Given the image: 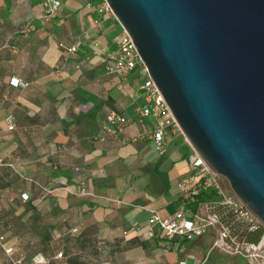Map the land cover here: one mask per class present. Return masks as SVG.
I'll use <instances>...</instances> for the list:
<instances>
[{
    "label": "crops",
    "instance_id": "0c3cea01",
    "mask_svg": "<svg viewBox=\"0 0 264 264\" xmlns=\"http://www.w3.org/2000/svg\"><path fill=\"white\" fill-rule=\"evenodd\" d=\"M101 2L62 0L56 17L41 22L42 0H0V158L46 188L2 167L0 190L18 196L9 215L22 214L24 240L39 263L100 264L105 250L110 260L196 264L207 233L190 240L146 235L153 210L170 216L181 206L179 182L192 173L193 146L176 131L167 150L156 149L148 134L158 115L140 114L144 70L122 76L106 67L124 28L116 15L98 10ZM73 44L75 52L65 48ZM112 109L131 120L111 135L104 125ZM83 186L89 193H79ZM21 192L30 199L21 200ZM147 254L151 260L143 261Z\"/></svg>",
    "mask_w": 264,
    "mask_h": 264
},
{
    "label": "water",
    "instance_id": "95a60500",
    "mask_svg": "<svg viewBox=\"0 0 264 264\" xmlns=\"http://www.w3.org/2000/svg\"><path fill=\"white\" fill-rule=\"evenodd\" d=\"M182 132L264 225V0H107Z\"/></svg>",
    "mask_w": 264,
    "mask_h": 264
},
{
    "label": "built area",
    "instance_id": "2783aa9c",
    "mask_svg": "<svg viewBox=\"0 0 264 264\" xmlns=\"http://www.w3.org/2000/svg\"><path fill=\"white\" fill-rule=\"evenodd\" d=\"M42 2L44 10L39 19L41 22H48L56 17L62 0H42ZM98 10L114 14L107 0H102ZM117 43L118 50L116 54L108 58L106 67L109 71L122 76L128 75L137 67H141L144 70L146 76L140 88L145 94L147 103L141 108L140 114L141 117L152 113L158 115L156 127L148 135L153 140L156 149L163 152L169 146V135L176 131L182 132V129L155 81L150 76L132 36L126 29H123L120 33ZM61 45L64 46L63 43ZM78 47V44H73L65 48L70 52H75ZM1 48L2 46L0 45ZM15 82L16 84H27L18 79ZM130 120L131 118L121 110H110L104 125L105 134H116L117 130H120ZM6 122L8 129L12 130L15 128L11 114L6 116ZM190 163L192 173L183 177L179 182L183 200L181 206L170 216H163L158 211L153 210L148 217L147 237H155L160 233L161 237L168 240L174 237L190 240L203 236L210 230H216L218 238L209 249L210 251H213L216 245H220L225 253L235 255L241 260L251 264H264V230L257 241L248 238L250 232L264 225L235 193L228 194L222 188L220 175L211 169L202 155L194 148ZM2 165H9L19 176L35 181L46 190L45 186H42L39 181L22 173L14 162H5L0 158V167ZM209 188L216 189L221 197L215 200L198 202L197 208L192 209L189 205L197 200V196L201 191ZM79 193L87 194L89 192L83 186ZM20 198L23 201H27L29 200V194L21 192ZM8 199L10 201L15 200L13 196ZM131 229L137 230V226L132 225ZM73 230L76 231L77 229L74 228ZM3 241L4 236L0 234V242ZM12 250V246L6 248L7 252ZM58 255L62 256V252H59ZM209 257L210 254L208 253L196 264H205ZM178 264H188V262L186 259H180Z\"/></svg>",
    "mask_w": 264,
    "mask_h": 264
},
{
    "label": "rangeland",
    "instance_id": "374dc122",
    "mask_svg": "<svg viewBox=\"0 0 264 264\" xmlns=\"http://www.w3.org/2000/svg\"><path fill=\"white\" fill-rule=\"evenodd\" d=\"M6 172L7 171L5 170V173L3 175L4 177L7 176ZM4 177H2V175L0 177V186L2 185V182H6V179ZM13 179L17 185L22 183V181L19 182L20 179L18 180L17 177H13ZM220 183L222 188L228 194L235 193L230 185L228 178H226L224 175H220ZM9 211H11V213L17 211V207L12 203H9V201L0 197V234H3L5 236L4 241L0 242V264H43L39 263L40 259L37 260V254L34 253V249L30 248V246L24 240L25 228L22 221V214H14L13 217H11L9 215ZM12 221L17 222L15 224H11ZM217 238L218 234L216 230H211L207 232L205 238L198 242V250H202L205 255H207L208 253L210 254V257L205 264H251L247 261L241 260L235 255L225 253L220 245H216L213 248V251H210L209 249L214 245V242ZM9 246H12L13 248L11 252L6 251V248ZM25 249L28 250V253H26ZM60 250L62 251L63 248H60ZM107 252L105 250L101 251V255H99L100 264H145L142 261L133 260L130 258L128 259L123 255H117L112 260H110ZM147 255L142 258L143 261L151 260V254ZM64 256L65 253L63 257H58L57 260H62ZM89 262L91 264L97 263L93 260H89ZM192 263L193 259L189 261V264Z\"/></svg>",
    "mask_w": 264,
    "mask_h": 264
},
{
    "label": "trees",
    "instance_id": "16d2710c",
    "mask_svg": "<svg viewBox=\"0 0 264 264\" xmlns=\"http://www.w3.org/2000/svg\"><path fill=\"white\" fill-rule=\"evenodd\" d=\"M5 162H11V161H8V160H6V159H4V158H2ZM6 166H9V165H2L1 167H0V170H1V168L2 167H6ZM12 168V167H11ZM13 169V168H12ZM14 171V170H13ZM15 172V171H14ZM15 174L18 176V178H20V179H22V180H27V181H31V182H33V180H28V179H25V178H23V177H21V176H19V174H17L16 172H15ZM27 175V174H26ZM28 176H30V175H28ZM32 177V176H31ZM10 196H13L14 198H15V200L14 201H11V202H9V203H14L17 199H18V196H14V195H10ZM10 196H7V192L5 191V190H3V189H1L0 190V197L1 198H3V199H5V200H7V201H10L8 198L10 197ZM19 197H20V195H19ZM221 197V195H220V193L216 190V189H214V188H209V189H206V190H203V191H201L200 193H199V195L197 196V200L196 201H194V203H192V204H190L189 206L192 208V209H196L197 208V205H198V202H201V201H205V200H215V199H218V198H220ZM21 199V198H20ZM30 199V198H29ZM28 201V200H27ZM263 230H264V226H259L257 229H255L254 231H252V232H250L249 234H248V238L249 239H251V240H255V241H257L259 238H260V236H261V233L263 232ZM3 235V234H2ZM4 236V235H3ZM4 239H5V236H4ZM143 243V245H145V242H142Z\"/></svg>",
    "mask_w": 264,
    "mask_h": 264
}]
</instances>
